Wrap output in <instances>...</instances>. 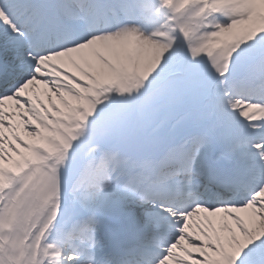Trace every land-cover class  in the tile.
Listing matches in <instances>:
<instances>
[{"label": "snow or ice", "instance_id": "1", "mask_svg": "<svg viewBox=\"0 0 264 264\" xmlns=\"http://www.w3.org/2000/svg\"><path fill=\"white\" fill-rule=\"evenodd\" d=\"M0 264H264V0H0Z\"/></svg>", "mask_w": 264, "mask_h": 264}]
</instances>
